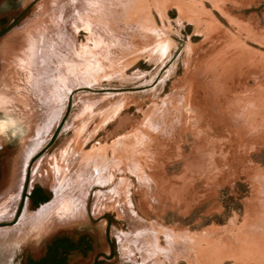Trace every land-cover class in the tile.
I'll list each match as a JSON object with an SVG mask.
<instances>
[{"label":"rangeland","instance_id":"374dc122","mask_svg":"<svg viewBox=\"0 0 264 264\" xmlns=\"http://www.w3.org/2000/svg\"><path fill=\"white\" fill-rule=\"evenodd\" d=\"M65 1L68 37L82 46L62 61L63 41L44 42L57 46L54 78L71 91L21 191L22 199L35 186L48 193L35 213L59 209L22 235L36 234L38 249L54 233L88 232L102 264H264V0ZM53 4L42 0L30 22L49 17ZM20 35L1 71L15 79ZM96 148L105 159L62 182L69 164ZM46 155L45 177L34 181ZM68 197L82 200L78 213Z\"/></svg>","mask_w":264,"mask_h":264},{"label":"bare ground","instance_id":"6f19581e","mask_svg":"<svg viewBox=\"0 0 264 264\" xmlns=\"http://www.w3.org/2000/svg\"><path fill=\"white\" fill-rule=\"evenodd\" d=\"M61 1L54 0V4H53L52 8H50V12H48L46 15V16H48V14H49V17H44L43 19H39V20L33 19L35 21H32V22H30L31 21L30 20L29 22L24 23L22 26H19L14 31L13 37H12V41H14V42L16 40H18V38L15 37L16 35L18 37H20L21 36L20 34L22 33V35L25 36V37L22 36L24 39L21 38L24 40V41L22 40L23 41L22 44L24 45V46L22 45L23 47H21L22 54H20V52H19L20 55H18V58H19L18 62L19 63L17 65V72L16 73H18L19 76H16L17 77L16 79H15V75H14V77H12V76L10 77L7 75L8 74L7 71H5V73L3 72L0 74L1 75L0 76V84L6 86L12 92L11 96L8 97L7 99H5L6 110L16 114L17 116L21 117L24 120H27V119L30 120V123L32 126V128H31L32 132L30 134V138L32 137V139H33V140L30 139L31 141L30 140L27 141L28 144H30V145L28 146L27 149H26L27 146L25 147V154L23 152V154L25 155L24 159H23V156H21V159H20L19 166L22 163H24V164H22L23 165V174L22 175L17 174L16 178L18 177L19 182H21V184L18 183L19 186H18V189H16V190H15V187L12 186L8 191L1 194L3 198L0 199V221L4 220V219H10L15 214L16 209H17L18 204H19L20 196H21V191H22V186H23L22 182L24 181V178H25L24 169L26 168V165H27L30 157L39 148H41L47 141H49V138L51 136V132H52L53 128L57 126V124L60 122V120L63 116L65 107L67 105L66 101H67L68 95L71 91V88L65 89L64 86L60 87L62 85L58 86L60 81H59V79L56 80L54 78V76L57 74V71L55 73L54 68L52 67V61L54 60L53 56L58 52L57 51L55 54H53L55 49L57 48V46L54 48L52 47V49H50V47L48 48V46H47V48L45 46H43L44 42L52 43V41H49V39H47L48 38L47 35H50V34L56 35L57 41H63V43H64L63 44L64 45V48H63L64 53H63V55H61L62 61L67 60V56L69 55L68 52L70 53L69 48L71 46H72V49H75V47L78 48V47L82 46V44H79L77 39L75 40V35H74V37H72V39L70 37H68L69 36V30H67L69 27L68 26V24H69L68 20H70V19H68V17H71L69 10H71L72 8H70V9H67V7L65 8L62 4L63 1H65V0H61ZM55 2H58L56 7H54ZM87 2H89V1H87ZM94 2H95V0H94ZM45 3H46V1H45ZM95 3H97V2H95ZM60 4H62V5L59 6ZM74 9H75V7H74ZM83 12H85V11H83ZM56 14H59L58 17L61 16V18L58 19V17H57V20H56L55 19ZM43 16H45V15H43ZM87 25H88V23H87ZM90 25H92V24H90ZM75 30H77V29H75ZM19 32H20V34H19ZM75 34H76V32H75ZM25 41L28 44H25L26 43ZM98 46H99V42H98ZM89 48H90V46H89ZM81 52L83 53V51H81ZM79 55H80V53H79ZM68 57H70V56H68ZM16 62L17 61H15V63ZM67 63H68V61H67ZM67 63H65V66H68V65H66ZM14 68H15V66H14ZM72 69H70V70H72ZM14 70H12V71H14ZM16 73H14V74H16ZM62 80H64V79H62ZM62 82H64V81H62ZM16 85H18V86L16 87ZM54 88H55V90H54ZM54 100H56V101H54ZM52 104H55V105H52ZM47 112H50L52 115L50 116V119L46 121L44 118H45ZM41 117H42V119H41ZM42 120L44 121L43 124H41ZM105 147H107V146L105 145ZM101 149L102 148H100V149L96 148L94 150L92 149L93 150V151L91 150L92 152L82 154L81 155L82 157L80 158L79 162L77 161V163H76V165L78 164V166L75 169L73 168L74 170L72 169V167L74 166L75 162L70 163L69 168L66 170L63 177L61 176L62 182H64L65 178L67 177V176H65V175H67V173H70L71 174L70 177H73V176H75V173L77 174V171L80 170L85 164H87V165L88 164L99 165V163H101V161L104 158L103 157L104 152H103V156H101L100 152L105 151V150L101 151ZM123 150H125V149L123 148ZM105 152L107 153V151H105ZM46 157H47V155L44 156L39 161V163L37 162V164L35 165V167L33 169V178H32L34 181L39 180V179L41 180L45 177L44 175L41 174L40 171H42L44 168V165L46 163H48V161H47L48 158H46ZM53 157L54 156H52V158ZM56 158H58V157H56ZM113 162H114V158L108 157L107 163L104 166V167H107L105 172H104L105 173L104 175H106L105 176L106 179L110 178L109 173L112 171ZM22 165L20 166V169H21ZM71 165H73V166H71ZM76 165H75V167H76ZM18 170H19V168H18ZM18 173H19V171H18ZM83 175H84V173L82 174V176ZM105 177H103V178H105ZM18 179H15V180H18ZM106 179H103V181L105 182ZM84 180H86V179H84ZM16 183L17 182L15 181L14 184H16ZM101 183H103V182H101ZM60 187H62V186H60ZM57 189H60V188L58 187ZM68 199H69L68 202H70L69 205L66 203L69 206L68 211H70L72 214L75 212L78 213V211L80 209L79 207H81V206L78 205L77 203L82 201V200L79 199L76 203L74 202L72 204V202L70 201L71 200L70 197H68ZM54 203H49L48 205L41 208L38 212L35 210L36 213L33 210H31V208L27 204L25 206V208H24V210L20 216V220L17 224H14L12 226L0 227V244L4 243L8 238H10L13 235L24 234L25 233L24 231L30 230L31 228H33V226L34 227L38 226L39 222L36 221V217H38V216H40L41 218L42 217L44 218V216L47 217L46 221L44 218L41 226L44 227L45 225L49 224L48 220L50 218L48 216L51 214L52 211H57V209H59L57 206H54L55 205ZM74 217H76V215ZM34 219H35L36 223H35Z\"/></svg>","mask_w":264,"mask_h":264},{"label":"water","instance_id":"95a60500","mask_svg":"<svg viewBox=\"0 0 264 264\" xmlns=\"http://www.w3.org/2000/svg\"><path fill=\"white\" fill-rule=\"evenodd\" d=\"M41 2L42 0H0V73L3 69V62L11 48L14 31L20 25L29 22L31 15L39 12ZM11 94L10 89L0 84V145H4L7 148L5 156V184L0 190V195L14 185L26 141L32 132L29 119L24 120L6 110L5 99L10 97ZM63 233L75 236L81 234L77 231ZM92 237L96 243L97 238L94 235ZM38 241L39 238L36 234L31 237H26L22 234L11 236L0 244V264H15L13 263L16 260L15 252L17 253L25 245H35ZM93 252L91 253V258Z\"/></svg>","mask_w":264,"mask_h":264},{"label":"flooded vegetation","instance_id":"af4514ba","mask_svg":"<svg viewBox=\"0 0 264 264\" xmlns=\"http://www.w3.org/2000/svg\"><path fill=\"white\" fill-rule=\"evenodd\" d=\"M7 148L0 145V190L5 184L6 171V156ZM21 197V196H20ZM49 198L48 193L41 186L32 187L27 192L25 199H22L18 204L17 210L12 219L7 221H0V227L6 226L9 223H18L20 217L18 214L21 204L24 202L30 208L35 209L41 203H44ZM21 216V215H20ZM16 218H18L16 220ZM95 241L88 232H83L80 235H70L67 233L53 234L47 237L42 245L35 247L34 245H25L21 247L16 254L15 264H102L101 255H96L91 260V253L95 249ZM42 251V252H41Z\"/></svg>","mask_w":264,"mask_h":264}]
</instances>
